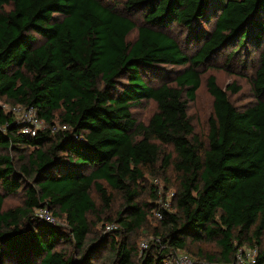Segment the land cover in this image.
I'll use <instances>...</instances> for the list:
<instances>
[{"label": "trees", "instance_id": "obj_1", "mask_svg": "<svg viewBox=\"0 0 264 264\" xmlns=\"http://www.w3.org/2000/svg\"><path fill=\"white\" fill-rule=\"evenodd\" d=\"M200 23L212 27L205 32ZM173 24L201 42L193 54L167 32ZM251 39L259 49L255 102L235 107L208 75L203 144L187 113L201 66L235 45L230 60ZM159 65L182 68L151 85ZM0 99L33 109L47 125L22 133L0 105V264H95L106 251L103 264H165L169 253L202 242L217 248L205 264L231 263L245 245L264 264V0H125L121 8L110 0H0ZM145 100L156 109L137 122L132 108ZM169 169L176 186L165 211L164 192L158 196L145 176L167 180ZM93 189L102 211L112 204L108 190L121 203L102 223L117 228L90 238L89 216L99 209ZM19 193L22 203L4 208ZM41 207L65 227L37 217ZM150 216L154 238L139 251L130 236ZM64 242L70 251L57 248Z\"/></svg>", "mask_w": 264, "mask_h": 264}, {"label": "rangeland", "instance_id": "obj_2", "mask_svg": "<svg viewBox=\"0 0 264 264\" xmlns=\"http://www.w3.org/2000/svg\"><path fill=\"white\" fill-rule=\"evenodd\" d=\"M112 3L116 4L118 8L123 7V2L125 0H110ZM131 17L136 23V26L143 24V17L139 12H133ZM200 29L208 32L212 27V24H199ZM167 32L173 36L180 45L181 50L191 55L193 54L201 45V42L191 33L187 28L182 25L173 24L167 30ZM137 29H134L130 35L129 40H132L136 37ZM235 45L224 47L219 52L213 54L202 66H201V81L200 86L196 91L195 99L188 104L187 113L190 116L193 129L198 138L202 141L203 144H206L207 141V133L209 128V119L212 115V101L213 98L207 90L206 87V78L208 75H214L216 78V82L223 89L226 90L228 98L230 102L237 108L241 109L247 105H250L255 102V98L253 97V93L251 90L252 79L254 77L255 68L257 65L259 49L255 46L253 39L247 41L243 46L239 47L236 52L232 55L231 59L228 60L230 53L234 49ZM182 67L177 65H159V78L154 77V75H149L150 84L157 85L164 80L170 82L172 79V72L181 69ZM234 84L236 87V91H232L231 89H227V86H231ZM0 105L7 112L9 109V104L4 101V99H0ZM156 105L152 100H145L139 106L132 108L133 117L137 122L146 123L152 113L155 111ZM15 117H19V115H15ZM47 125L43 122L40 129H44ZM55 128L59 129L60 125L58 122L55 123ZM16 159V154L13 155ZM167 180H164L163 176L155 175L148 176L145 178L147 180V184H152L157 186L164 192V198L166 202L171 204L172 195L176 186V176L175 173L169 169L166 172ZM106 187L105 184H103ZM112 195V204L110 209H104L102 211L101 205L102 202L99 199L97 193L94 189L91 191V195L94 197L99 209L96 214L90 215L89 219L91 222H95L91 229V235L94 234H103L102 223L109 221V218L115 216V211L119 208L121 203L120 196L117 193L110 192ZM145 198V196H144ZM22 203V195L16 194L11 195L6 198L4 203V208L14 207ZM96 217L100 220L96 221ZM58 225H63V220L61 218L57 219ZM157 226V222L153 217H149L148 225L144 229H140L135 231L130 236V243H133L137 250L140 251V242L142 240H146L148 243L153 240L154 235L152 234V228ZM190 248L186 249V252L190 255L194 264H205L207 263V259L204 254L211 255L217 252V248L214 243L211 242H202L197 245L189 244ZM200 247L202 251L199 253L197 247ZM246 249L249 247L248 245L244 246ZM57 248H63L66 251H70L72 248L71 242L59 243ZM107 251L104 252L100 259L95 261V264H103L105 261V256Z\"/></svg>", "mask_w": 264, "mask_h": 264}, {"label": "built area", "instance_id": "obj_3", "mask_svg": "<svg viewBox=\"0 0 264 264\" xmlns=\"http://www.w3.org/2000/svg\"><path fill=\"white\" fill-rule=\"evenodd\" d=\"M14 115H19L16 119L22 124L21 125V132L25 134H29L34 136L37 131L42 126V122L36 118L35 112L33 109L30 108H22L21 106H9L8 109ZM62 129L65 126L61 127ZM161 190L158 191V196H160ZM161 209L168 211L171 208L169 202H161L160 205ZM36 216L44 219L47 222L58 224L57 219L50 213L47 208H38L35 212ZM153 214L157 218H161L162 213L161 210L155 209L153 210ZM117 228V225L114 223H105L103 232L112 231ZM140 250H145L149 246V243L146 240H142L140 243ZM256 257H257V248H245L242 247L237 250L234 260L228 264H256ZM165 264H193V260L191 259L190 255L182 250H177L173 253H169L166 256Z\"/></svg>", "mask_w": 264, "mask_h": 264}]
</instances>
